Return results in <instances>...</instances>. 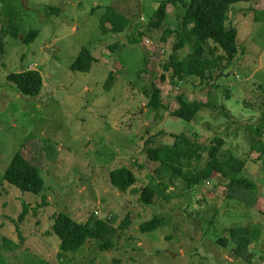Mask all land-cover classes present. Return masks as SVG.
<instances>
[{
    "label": "rangeland",
    "instance_id": "rangeland-1",
    "mask_svg": "<svg viewBox=\"0 0 264 264\" xmlns=\"http://www.w3.org/2000/svg\"><path fill=\"white\" fill-rule=\"evenodd\" d=\"M161 1L0 0V29L6 26L0 52V254L8 264H264V169L259 153L251 149L253 136L244 128L259 123L264 112V18L256 22L254 14L264 9V0L231 7L229 23L239 31L241 53L219 81L220 89L200 85L196 78L178 85L159 79L176 41L173 36L163 43V29L146 33L139 44L132 41L131 34L145 30ZM49 7L60 12H48ZM107 7L138 21L136 26L121 35L103 33L100 20ZM169 13V26L176 27L184 8L170 6ZM33 31L38 35L26 43ZM83 48L95 57L89 73L71 70ZM189 51L185 47L181 54ZM145 57L148 71L141 74ZM28 68L44 78L37 97L24 96L7 79ZM152 82L163 92L166 110L160 119L147 107ZM181 94L191 101L216 100L218 108H204L186 122L172 116ZM223 106L233 118L223 116ZM148 129L153 134L167 131L163 141L168 143L173 142L170 133L196 132L205 144L225 138L226 148L248 161L246 174L261 191L258 204L227 199L228 181L222 178L191 191L175 181L174 198L140 202L141 190L158 168L144 150ZM30 136L36 138L34 147L24 154L41 169L45 189L40 195L23 192L3 178ZM121 167L131 169L140 181L126 193L110 181L111 171ZM43 196L48 205H42ZM24 203L30 212L18 222ZM60 213L79 222L94 214L111 220L115 228L127 219L130 224L119 229L107 250L101 249L104 241L90 239L76 253H65L60 239L49 234ZM156 216L168 218V224L143 233L142 224ZM237 226L262 231L249 260L237 257L231 246L217 244Z\"/></svg>",
    "mask_w": 264,
    "mask_h": 264
},
{
    "label": "trees",
    "instance_id": "trees-1",
    "mask_svg": "<svg viewBox=\"0 0 264 264\" xmlns=\"http://www.w3.org/2000/svg\"><path fill=\"white\" fill-rule=\"evenodd\" d=\"M250 1L252 0H163L150 18L148 25H143L144 31L138 32V29H133L135 31L131 36L135 39L132 41L139 44L146 33L163 29V37L161 38L163 43H167L168 39L173 36H175L176 41L168 61L162 65L164 74L159 79L166 82L169 78L172 84L178 85L185 80L196 78L200 81V85H212L220 89L219 81L224 78L223 75H225L226 70L236 62L241 53L238 44L239 31L229 23L231 7L237 3ZM170 6L174 9L179 8V6L184 8V13H181L182 15L178 18L176 27L169 26ZM47 10L51 13L60 12L58 8L49 7ZM254 12L256 22L264 18V9ZM3 21V11H0V23L3 24ZM137 22L124 12L113 7H107L100 20V29L105 34L121 35L134 28ZM5 27L0 29V52H4L5 49L3 40ZM37 35L38 31H33L26 39L24 38V41L29 43ZM15 36L18 37V33H15ZM118 47L119 45L116 44L112 46V50H116ZM185 47L190 49L186 55L181 54ZM147 61L148 58L145 57L144 69L141 74L148 71ZM94 62L93 53L89 49L83 48L71 65V70L89 73ZM7 79L26 97L39 96L45 87L42 73L32 68L12 73ZM113 79L114 75L111 73L108 78L109 85L113 83ZM162 94L161 88L152 82L147 90L149 99L147 107L155 113L156 119H160L162 117L161 112L166 110ZM178 101L180 107L172 113V116L189 123L196 118L202 109L218 108L216 100L191 101L182 94L178 96ZM221 109H223L221 112L225 118H233L231 113L226 111L225 106ZM261 114L259 123L244 126V128L253 136L251 149L259 153L257 160L260 161L264 169V112ZM240 127L238 125V128ZM150 131L153 129L147 130L148 137L144 144V150L151 161L158 164V168L155 174L149 176L147 184L141 190L140 202L146 205L151 204L156 197L169 201L177 193L171 191L175 181H182L184 189L191 191L214 179L222 178L228 181L227 199L241 201L250 207L258 204L261 191L257 181L246 174L248 161L228 150L225 138H215L210 143L205 144L200 141V134L196 132L191 135L185 132L181 134L170 133L169 136L173 138V142L168 143L163 141L167 131L160 130L156 134L149 133ZM33 138L30 136L24 140L21 149L13 157L3 178L4 181L23 192L40 195L45 189V180L41 169L37 163L24 154L25 150L34 147L36 138L34 140ZM110 181L115 188L123 193L140 183L135 173L128 167L111 171ZM42 201L43 206L48 205L45 196H43ZM29 212V205L24 203L23 212L17 221L23 222ZM168 222V218L156 216L151 221L143 223L141 231L152 233L166 226ZM129 224L130 221L127 219L123 226L115 228L111 220L98 218L94 214L86 222H79L70 215L60 213L54 216L49 234H55L60 239V250L65 253H76L90 239L104 241L100 246L102 250H107L112 246L111 242L119 229H124ZM227 232L230 233V236H223L217 244L224 248L231 246L234 254L244 260L252 258L251 247L260 241L261 229L257 226H237L230 228ZM0 264H8L6 257L2 254H0Z\"/></svg>",
    "mask_w": 264,
    "mask_h": 264
}]
</instances>
